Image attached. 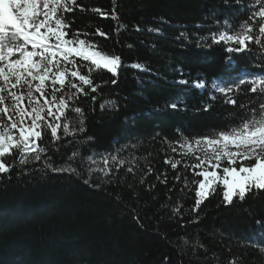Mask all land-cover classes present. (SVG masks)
Listing matches in <instances>:
<instances>
[{
	"label": "trees",
	"instance_id": "trees-1",
	"mask_svg": "<svg viewBox=\"0 0 264 264\" xmlns=\"http://www.w3.org/2000/svg\"><path fill=\"white\" fill-rule=\"evenodd\" d=\"M77 4L84 10L77 7L67 14L73 20L70 32L89 33L82 38L106 54L119 55L123 67L118 77L103 69L93 72L99 94H81L75 105L83 110L82 133L63 137L61 130L57 145L46 137L48 152L41 160L0 175V264H264V227L256 224L264 221V192L225 206L217 187L193 211L197 186L192 181L201 178L194 175L193 162L176 150L184 140L238 122L236 117L245 114L239 103L256 99L242 90L234 94L238 105L233 107L214 93L212 84L264 75L257 66L264 64V51L253 45L248 54H229L220 45L208 47L213 33L238 29L248 19L253 0ZM230 56L232 70L226 63ZM180 79L190 84L178 85ZM197 79L206 82V89L191 87ZM213 94L215 100L209 98ZM105 100L115 107L101 109ZM172 102H180L181 110L168 107ZM205 104L211 105L209 112L203 111ZM68 117L75 118L71 108ZM113 156L126 163L121 167ZM104 158L110 160V175H103ZM166 159L180 164L172 169ZM69 165L76 175L51 170ZM174 206L180 207L179 214L172 213Z\"/></svg>",
	"mask_w": 264,
	"mask_h": 264
},
{
	"label": "snow or ice",
	"instance_id": "snow-or-ice-1",
	"mask_svg": "<svg viewBox=\"0 0 264 264\" xmlns=\"http://www.w3.org/2000/svg\"><path fill=\"white\" fill-rule=\"evenodd\" d=\"M77 7H80L77 0H0V175L10 174L17 165L26 166L30 161L41 160L48 152L44 146L46 137L50 136L52 143L57 145L62 139L61 130L63 137H76L82 133L84 114L75 105L81 94L98 93L101 85L94 84L93 72L103 69L112 77H118L123 67L119 55L106 54L95 43L82 38L89 33L70 32L73 20L67 14ZM252 8L248 19L238 29L213 33L208 47L220 45L229 54H248L253 45L264 51V0H253ZM80 10L84 9L80 7ZM101 14L107 16V13ZM111 15L117 18L115 8ZM148 31L159 32V29ZM97 33L106 37L99 29ZM204 39L208 38H201ZM197 46L203 45L198 42ZM232 59L230 56L226 61L229 70L233 67ZM130 66L147 71L140 63ZM257 66L264 69V64ZM84 67L88 68L87 74L82 72ZM176 83L189 85L190 81L180 79ZM244 85L250 87L242 89ZM191 87L204 90L207 84L203 79H197L191 82ZM212 87L214 93L224 97V103L233 107L238 105L234 94L242 90L245 94H255L256 99L247 104L239 103L238 107L245 114L236 117L238 122L231 126L207 136L184 140L182 147L186 146L187 150L182 155L194 158L191 168L194 175L201 178L192 181L197 186L193 211L198 210L210 195L216 194L217 187L221 189L225 206L232 205L236 199L243 202L249 194L264 192V75L241 78L223 86L214 80ZM209 98L215 100L217 97L213 94ZM91 99L95 102L97 97ZM253 103L257 106L249 107ZM105 106L115 107V102L105 100L100 107ZM168 107L179 111L181 103L172 102ZM210 107L205 104L203 111L209 112ZM70 108L75 114L71 120L68 117ZM75 156L74 152L71 158ZM111 160L121 167L126 163L115 156ZM109 163L108 158L103 159V175L111 174ZM165 163L176 169L180 161L166 159ZM51 170L77 174L71 165L52 167ZM127 171L132 173L134 168L129 167ZM151 171L149 168L148 172ZM175 179L179 180V175ZM84 182L89 183V180ZM184 184L188 186L187 179ZM171 211L174 215L179 214L180 207L174 206ZM256 224L264 227L262 220H256ZM260 252L264 255V247ZM229 264H235V261L231 260Z\"/></svg>",
	"mask_w": 264,
	"mask_h": 264
},
{
	"label": "rangeland",
	"instance_id": "rangeland-1",
	"mask_svg": "<svg viewBox=\"0 0 264 264\" xmlns=\"http://www.w3.org/2000/svg\"><path fill=\"white\" fill-rule=\"evenodd\" d=\"M183 145V144H182ZM182 145H180V148H177V152L182 156L183 159L185 160H190L191 162L195 163V160L192 156H183L182 154L187 150L186 146L182 147ZM199 171V169H198Z\"/></svg>",
	"mask_w": 264,
	"mask_h": 264
}]
</instances>
